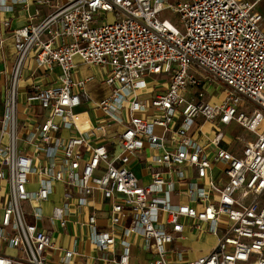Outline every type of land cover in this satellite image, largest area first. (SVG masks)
<instances>
[{
	"label": "built area",
	"instance_id": "obj_1",
	"mask_svg": "<svg viewBox=\"0 0 264 264\" xmlns=\"http://www.w3.org/2000/svg\"><path fill=\"white\" fill-rule=\"evenodd\" d=\"M263 1L35 0L53 8L37 22L28 0H0V11L22 4L28 17L12 33L16 60L0 93V264H48L55 250L68 263L75 252L51 227L65 229L96 195L109 205L111 226L101 228L92 211L89 239L120 250L85 264H130L132 236L151 255L144 264H264ZM33 49L38 69L60 73L25 95L24 109L42 115L29 130L18 83ZM76 57L103 67L110 89L94 103L92 126L78 112L88 95L72 75ZM150 81L166 86L145 99ZM213 84L224 87L219 102L205 98ZM111 123L122 129L107 131ZM231 125L239 128L233 136ZM59 184L60 203L45 215ZM187 231L216 242L187 258L179 244Z\"/></svg>",
	"mask_w": 264,
	"mask_h": 264
},
{
	"label": "crops",
	"instance_id": "obj_2",
	"mask_svg": "<svg viewBox=\"0 0 264 264\" xmlns=\"http://www.w3.org/2000/svg\"><path fill=\"white\" fill-rule=\"evenodd\" d=\"M28 3V11L30 13L35 14L36 9H39V14L35 18V21L37 22L42 20L47 13L53 10L52 7L48 6L38 7L35 0H28ZM2 20L9 21V26L7 27L2 23L0 24V39H3V47L0 48V93L5 95L9 87V73L16 60V51L14 48L12 33L15 29H20L26 26L28 24V17L22 4H14L12 11H0V21ZM44 37L48 38L49 35L45 34ZM35 53L36 50L33 49L29 52L27 58L25 59L18 83L19 114L20 118L28 124L29 130H32L33 124L36 123V121H40L42 115L41 110L38 107L33 109V111L24 109L23 101L25 95L34 90L35 84L44 86L53 84L56 81V76L60 73V69L57 67L54 68V74L52 75H47L44 73L43 69H38L34 59ZM75 63L76 64L72 74L73 78L85 81L84 91L88 95V100L83 101L81 106L78 108V112L82 114L83 121L88 119L90 125L92 126L96 123L100 114L94 103L106 98L110 94L109 87L103 82L105 70L99 65L84 63L78 57L75 58ZM155 83V81H150L151 87L148 91L141 95L143 98H150L156 90L160 91L166 86L164 81H159L157 85H155ZM221 86L223 87V85ZM220 99L221 98L207 100L210 102H219ZM2 107V102H0V113L2 112ZM205 127L209 129L210 124L206 123ZM236 128L237 126L234 125V132L238 131ZM121 129L122 125L111 123V125L107 128V131H120ZM61 134L63 136H67L72 133L69 131H62ZM93 136L91 137L93 142L98 143L104 141V138ZM6 141L7 139L3 138V142ZM223 145L226 147L231 146L226 142H224ZM136 170H138V168H136ZM139 174H141V171H139ZM61 193L62 187L59 184L57 185L56 193L51 196L49 201L43 203L42 205L45 215H49L53 207L60 203ZM92 211L97 212L98 225L101 228H110L109 205L107 201L101 198L100 195H96L93 202L91 201V205L84 207L79 213L72 212V214H70L69 221L65 229H62L57 223L51 227L55 241L63 249H73L75 254L68 263H65L61 261L62 252L60 250H55L49 253L48 264H85L86 262H91L94 258L99 256H111L113 252L118 256L120 250L118 245L115 246V251L114 249L102 251L96 249L90 241L88 236L89 229L86 226L85 221L87 216ZM114 228L119 230L120 226L116 225ZM184 236L185 239L179 244L185 247L187 250L186 257L190 259L207 253L216 242V237L207 232L187 231ZM131 240L132 246L130 251V264L146 263L151 255L143 250L141 245L142 239L138 236H132ZM98 264L109 263L106 260H99Z\"/></svg>",
	"mask_w": 264,
	"mask_h": 264
},
{
	"label": "rangeland",
	"instance_id": "obj_3",
	"mask_svg": "<svg viewBox=\"0 0 264 264\" xmlns=\"http://www.w3.org/2000/svg\"><path fill=\"white\" fill-rule=\"evenodd\" d=\"M258 9H259V11H261L262 13H264V1L263 2H261V3H259V5H258ZM109 21H113V17L111 16V15H109ZM168 18H172V16H168ZM174 20V19H173ZM263 26H264V19H263ZM205 91H206V93L204 94L205 95V98L206 99H219V98H221L222 97V95H223V87L220 85V84H218V85H216V84H214V85H209L208 87H206L205 89H204ZM222 90V91H221ZM233 127H234V125H232L231 127H228V134L230 135V136H233V134H232V132L231 131H233L234 129H233ZM232 128V129H231ZM236 129H239V128H236ZM235 129V130H236ZM209 133V135H211L212 133H210V132H208Z\"/></svg>",
	"mask_w": 264,
	"mask_h": 264
}]
</instances>
